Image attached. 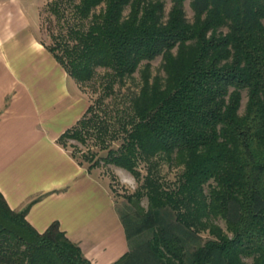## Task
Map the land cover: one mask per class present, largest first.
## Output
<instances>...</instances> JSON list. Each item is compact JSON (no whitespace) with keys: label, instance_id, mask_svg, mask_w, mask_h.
I'll return each instance as SVG.
<instances>
[{"label":"trees","instance_id":"obj_1","mask_svg":"<svg viewBox=\"0 0 264 264\" xmlns=\"http://www.w3.org/2000/svg\"><path fill=\"white\" fill-rule=\"evenodd\" d=\"M169 1L167 13L165 0L47 3L61 32L46 47L67 74L81 85L104 69L103 94L57 142L90 141L88 171L105 151L103 164L140 182L121 222L127 240L151 236L111 264H264V0H190L191 20L185 0ZM158 56L163 74L150 77ZM163 164L180 168L173 182ZM25 214L0 192V264H91L58 221L39 232Z\"/></svg>","mask_w":264,"mask_h":264},{"label":"crops","instance_id":"obj_2","mask_svg":"<svg viewBox=\"0 0 264 264\" xmlns=\"http://www.w3.org/2000/svg\"><path fill=\"white\" fill-rule=\"evenodd\" d=\"M43 0H0V192L39 232L58 221L91 264L129 250L104 182L58 142L90 102L40 38Z\"/></svg>","mask_w":264,"mask_h":264},{"label":"rangeland","instance_id":"obj_3","mask_svg":"<svg viewBox=\"0 0 264 264\" xmlns=\"http://www.w3.org/2000/svg\"><path fill=\"white\" fill-rule=\"evenodd\" d=\"M50 0H43V4L40 9V38L42 42L50 45L54 42L55 37L58 36L61 32V27L57 22V19L53 14L49 12L47 9V3ZM190 0H185L184 2V9L186 16L189 20L192 18V10L189 6ZM170 1L165 0V13L168 12L170 8ZM144 64V63H143ZM143 64L139 66V68L134 72L132 79H127L126 86L129 87L130 90L136 92L139 88V84L141 82V69L143 68ZM149 72L150 77L155 75H162V60L161 57L158 56L149 63ZM104 73L103 68H98L94 78L86 83H82L80 85V89L83 94L86 95L89 102H94L97 98H99L103 94V82H102V74ZM121 88V92H125L126 88ZM108 99L105 100V102ZM247 101V94L246 91L243 90L241 93V100H240V108L239 113H242L245 108V104ZM65 142V144H64ZM62 142L65 149L68 150L70 154H73L74 157L82 162L85 166L92 163V161H85L82 154H87L89 150H96L93 146L90 145V141L88 144L82 145L75 140H67ZM105 154V151H99L98 154L94 155V161L98 162V164L91 169L93 175L98 176L100 179L104 180L106 183L112 198L114 199L116 208L124 220L128 221L133 217L134 208L132 205L126 200L125 195L133 193L137 187L139 186L140 182L136 181L135 178L129 174L127 171L113 166V165H105L99 159V156ZM180 172L179 167H169L167 164H163L160 169V173L163 176L166 182H173L177 176V173ZM144 173V170H142ZM141 205L146 208L147 200L143 198L141 201ZM168 217L170 218L171 215L169 214ZM215 223L220 226L223 230L226 229V224L223 219H216ZM151 236V230H145L137 235H134L128 240L129 249L135 248L139 244L145 242ZM200 243H203L205 240L211 238L212 236L208 233L207 230L198 233ZM250 261V259H247Z\"/></svg>","mask_w":264,"mask_h":264}]
</instances>
